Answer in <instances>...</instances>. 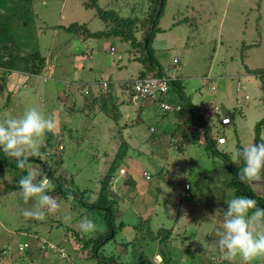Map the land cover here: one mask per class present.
<instances>
[{
    "label": "rangeland",
    "instance_id": "rangeland-1",
    "mask_svg": "<svg viewBox=\"0 0 264 264\" xmlns=\"http://www.w3.org/2000/svg\"><path fill=\"white\" fill-rule=\"evenodd\" d=\"M112 1L98 3L106 10L121 8L122 0ZM34 8L30 17L16 23V31L26 50L39 48L49 57L46 74L0 72V120L36 107L58 121L57 134L42 139L43 155L31 156L29 165L44 176L46 163L59 168L58 175L68 170L66 179L74 180L75 190L84 191V198L90 193L96 197L100 180L110 165L115 167L111 191L119 200L116 224L125 225L103 252L121 264L135 263L142 255L147 260L143 264L160 262L162 257L155 254L161 247L171 255L172 264L226 262L217 247L215 233L222 221L216 211L226 209L227 198L243 194L229 186L234 174L224 153L236 161L241 144L256 143V124L264 119L263 81L249 71L264 68V0H166L159 21L163 31L153 44L154 59L166 75L182 82L197 106L210 102L208 122L217 151L208 147L202 128L197 138L190 135V141L174 137L178 112L166 115L157 103L142 106L130 101V89L123 83L128 81L129 86L142 70L149 76L153 72L135 59L129 42L121 37L81 41L62 29L73 22L103 29L104 21L94 17L96 8H87L83 0H36ZM119 11L127 15L129 10ZM105 81L113 83V94L118 95L113 104L108 102L107 113L84 93L91 83L95 95L108 96L110 86ZM213 102L221 103L218 113L233 117L232 124L220 123ZM262 129L264 137V125ZM220 134L227 136L226 143L217 141ZM121 150L127 153L116 162ZM57 156L63 164L55 162ZM6 157L9 163L0 171V264H57L52 253L39 251L41 237L73 251L78 264L95 263L86 259V251L75 255L82 248L76 234L83 236L77 224L83 216L91 217L99 230L87 236L96 237L107 231L105 213L52 191L49 194L60 201L61 210L43 221L25 218L23 211L31 209L34 201L25 203L20 188L11 187L18 185L25 171ZM130 177L136 180L134 188L125 182ZM7 183L10 187L5 189ZM250 185L264 198V178ZM161 228L173 229L162 245ZM25 241L35 251L33 257L20 250ZM258 261L254 264H264Z\"/></svg>",
    "mask_w": 264,
    "mask_h": 264
},
{
    "label": "trees",
    "instance_id": "trees-1",
    "mask_svg": "<svg viewBox=\"0 0 264 264\" xmlns=\"http://www.w3.org/2000/svg\"><path fill=\"white\" fill-rule=\"evenodd\" d=\"M35 1L36 0H0V72L2 71L4 74H11L13 71H22L29 76H40L42 77L46 74L47 66L49 65V57L46 56L39 48H31L26 50L24 48L25 43L23 38L18 37L17 33V22H22V20L28 16L30 17L34 13L35 10ZM146 1V2H144ZM85 6L87 8H96V12L94 17H99L104 21V28L100 30H93L89 28L87 24H79L78 22H73L69 26L62 27L67 32H71L73 34V38H79L81 41H87L89 39L94 38H111V37H121L125 41L129 42L132 46V52L135 55V59L139 60L143 65L146 66L149 70L153 72L152 76H163L165 73L162 70V66L154 59L153 56V44L157 37L159 31H163L161 27H159V21L163 14L166 0H122L121 2V10H128L127 15L121 14L120 9L110 8L106 10L102 8L98 0H83ZM114 3V0L112 1ZM110 2V4L112 3ZM113 5V4H112ZM22 24V23H21ZM114 48V47H113ZM112 50V48H111ZM113 51V50H112ZM150 71V72H151ZM250 73H254L259 75L262 78V89L264 91V68L250 70ZM149 74L147 70L140 71L139 75L133 78L129 82H124L123 85L125 88H129L130 92L132 91V85L135 79L148 77ZM171 78V77H170ZM103 83H107L106 86H110L107 91L109 94H103L104 96L95 95L92 84L89 83V86L85 88V94L93 96L92 103L100 104V108L103 112H108V102L115 101L118 95L113 94V83L105 81ZM103 87V86H102ZM264 93V92H263ZM160 99L162 101L168 102L173 105H180L181 110H176L173 113H179L177 116V127L173 131V136H180L184 141H190V135L199 136V128L203 129L205 133L206 142L208 147L213 151L216 150V140L211 137L209 133L210 124L208 119L212 116L207 114V109L202 106H197L190 97L185 93L182 82L179 79L171 78L170 80V88L166 94H160ZM264 98V94H263ZM145 106L143 104H139ZM222 107V105H221ZM164 114H169L167 111H163ZM172 113V114H173ZM230 116V115H229ZM116 119V118H115ZM120 118L117 119V121ZM232 123L234 121L233 117H231ZM221 123V122H220ZM231 123V124H232ZM264 125V119L260 120L256 124V143H259L261 136V129ZM224 126V125H223ZM228 126V125H227ZM263 130V129H262ZM223 135V134H220ZM183 140L180 146V149L183 147ZM228 141V140H227ZM188 142V141H187ZM190 143V142H189ZM125 149H127V144H124ZM64 146L62 145L63 149ZM126 150H121V152L117 153L115 161L122 160L126 155ZM224 157L227 160L228 166L234 174V181L230 182L229 186L233 188L235 193H242L244 196L254 198L258 205L264 207V198L258 196L257 193L253 190L251 185L246 183H241L238 179V174L240 171V167L243 166L242 163H234L229 154L224 153ZM30 159H33L30 157ZM242 160V159H241ZM55 162L63 164L62 158H58ZM9 161L5 153L0 151V171H4L3 166H7ZM60 164V165H61ZM54 165H49L46 163V174L47 177L55 184L54 193L61 194H69L70 197L76 198L77 202L86 207L89 210H97L105 213V219L107 222L106 232L105 230L101 231L98 236H80L78 233L76 234L77 238L82 242V248L78 251L75 250V255L86 251V259H95V263L93 264H121L114 255H105L103 252L105 244L109 240L115 239L118 233L119 227H123L125 224L122 222L119 227L116 224V220L118 217L117 209L115 208L119 202L116 200L117 198L113 197V193L111 191L112 180L114 178V166L110 165L107 173L100 180L101 186L97 193L96 197H93L92 193L89 196L84 198V191H76L75 190V182L73 179H66L65 173H68V170H64L63 173L57 174L59 168L56 170L53 169ZM130 184L133 188L136 186V180L133 178H127L125 182ZM10 184L7 183L5 185V189L10 187ZM11 187H19L17 184H13ZM68 196V195H67ZM262 199V200H261ZM91 201V202H90ZM161 231L164 232L163 238L160 239L162 241L161 245L165 243L166 238H169L171 231L161 228ZM105 232V233H104ZM159 236V235H158ZM42 238V237H41ZM41 238H39L41 240ZM158 238V237H157ZM38 239V242H39ZM52 241V240H48ZM26 242V241H25ZM129 243V242H128ZM30 244V243H29ZM39 251L41 254L45 252L52 253L51 256L55 257L57 264H61L60 261H63L59 253L50 247L47 249L42 248L41 243L39 242ZM127 244V243H126ZM128 245V244H127ZM46 246H48L46 244ZM29 247L24 251V256L33 257L35 251L30 249ZM48 250V251H47ZM162 247L155 254L160 255L162 260L160 262H164V264H172L171 255H167ZM69 255H74L73 251L69 252ZM50 256V255H49ZM79 258V257H78ZM145 261V255H142L140 260L135 263L129 264H143ZM74 262L78 264V260L74 259ZM150 264H160V262L148 260ZM257 263L259 261H256ZM223 264H228V262H224Z\"/></svg>",
    "mask_w": 264,
    "mask_h": 264
},
{
    "label": "clouds",
    "instance_id": "clouds-1",
    "mask_svg": "<svg viewBox=\"0 0 264 264\" xmlns=\"http://www.w3.org/2000/svg\"><path fill=\"white\" fill-rule=\"evenodd\" d=\"M57 132L55 115H46L36 107L27 108L20 115L9 113L0 120V150L15 159L17 167L25 171L18 186L25 203L34 201L31 209L23 211L25 218L43 221L61 210L60 201L49 194L54 190L53 182L29 165L31 156L43 155L39 151L42 139L48 133L55 135ZM240 159L243 166L238 174L239 181L249 185L261 181L264 178V137L259 143L241 144L237 160L233 162ZM225 203L226 209L216 211L222 221L215 233L221 260L228 264H254L264 260V207L254 198L243 195H233ZM77 228L85 236L99 230L95 220L87 215L78 221Z\"/></svg>",
    "mask_w": 264,
    "mask_h": 264
},
{
    "label": "built area",
    "instance_id": "built-area-1",
    "mask_svg": "<svg viewBox=\"0 0 264 264\" xmlns=\"http://www.w3.org/2000/svg\"><path fill=\"white\" fill-rule=\"evenodd\" d=\"M112 50L114 48L112 47ZM171 76L163 75V76H148L144 78H137L134 80L132 85V91L130 92V101L134 105L139 104H154L157 103L162 111H167L169 113H173L176 110H181L180 105H173L168 102L162 101L160 99V94H166L170 88V80ZM219 109H221L220 105L213 104V111L214 113H218ZM219 120L222 125L227 126L232 123L231 116L228 114L218 113ZM154 128H152L153 130ZM210 134V130H209ZM217 141L219 143H226L227 142V136L225 134L223 135H217ZM62 148V145H61ZM124 171L123 169H121ZM146 177L150 178V174L146 172ZM187 189H190V184H187ZM186 195L188 193L186 192ZM41 246L44 249H47V247H50L51 249L57 251L63 261H60L61 264H76L74 262V259L71 255L67 252V250L64 247H59L56 244L52 243V241H48L47 239L41 238L40 240ZM46 244L48 246H46ZM28 242H23L20 244L19 248L22 252L26 251V249L29 247ZM48 251V250H47Z\"/></svg>",
    "mask_w": 264,
    "mask_h": 264
},
{
    "label": "crops",
    "instance_id": "crops-1",
    "mask_svg": "<svg viewBox=\"0 0 264 264\" xmlns=\"http://www.w3.org/2000/svg\"><path fill=\"white\" fill-rule=\"evenodd\" d=\"M209 103H210V102H208V103L205 104L204 107H205L206 109H207V107L209 106ZM213 104H215V103L213 102ZM220 107H221V103H220Z\"/></svg>",
    "mask_w": 264,
    "mask_h": 264
}]
</instances>
